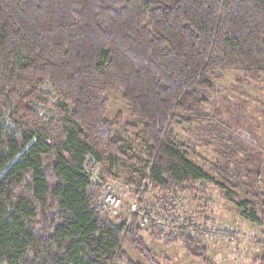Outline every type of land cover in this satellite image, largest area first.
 I'll list each match as a JSON object with an SVG mask.
<instances>
[{"label": "trees", "instance_id": "trees-1", "mask_svg": "<svg viewBox=\"0 0 264 264\" xmlns=\"http://www.w3.org/2000/svg\"><path fill=\"white\" fill-rule=\"evenodd\" d=\"M228 69L264 75V0H0V264H136L119 238L133 237L108 220L83 167L87 155L101 162L121 152L103 94L122 91L144 123L153 185L192 187L211 179L187 157L190 144L175 145L173 126L221 135L203 103ZM38 78L73 103L72 126L40 125L26 102ZM250 151H220L214 184L228 200L244 190L236 206L264 228L261 159ZM176 238L211 264L188 227Z\"/></svg>", "mask_w": 264, "mask_h": 264}, {"label": "rangeland", "instance_id": "rangeland-1", "mask_svg": "<svg viewBox=\"0 0 264 264\" xmlns=\"http://www.w3.org/2000/svg\"><path fill=\"white\" fill-rule=\"evenodd\" d=\"M33 87L34 95L26 102L37 113L40 125L44 129L50 122L72 126L73 103L65 101L47 78L34 80ZM31 90L28 88L27 93ZM103 98L108 103L105 119L113 128V140L121 152L107 155L101 162L87 155L83 167L96 187V200L106 210L108 220L133 237H119L123 252L136 264H207L189 254L176 238L179 228L186 226L206 248L211 264H260L264 228L244 218L236 206V202L248 198L244 190L234 192L233 199L228 200L214 184L221 182V176L212 166L224 162L219 152H226V146L237 144L249 149L261 159L259 187L264 192V75L254 79L242 70L228 69L215 81L203 105L220 125L221 135L207 133L195 122L173 126L175 145L182 149L190 144L187 157L211 179L192 187L153 185L150 148L142 133L144 123L134 117L122 91L105 92ZM1 106L9 116L13 103L6 95ZM6 127L17 130L10 117ZM238 155L242 158L241 153ZM133 240L136 244L143 242L154 263L146 260Z\"/></svg>", "mask_w": 264, "mask_h": 264}]
</instances>
